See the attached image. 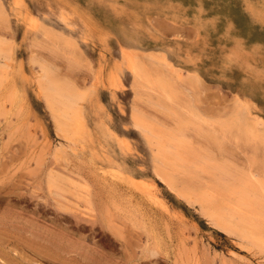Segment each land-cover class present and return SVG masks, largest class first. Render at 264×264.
I'll return each mask as SVG.
<instances>
[{
  "label": "rangeland",
  "instance_id": "374dc122",
  "mask_svg": "<svg viewBox=\"0 0 264 264\" xmlns=\"http://www.w3.org/2000/svg\"><path fill=\"white\" fill-rule=\"evenodd\" d=\"M107 1L0 0V47L9 51L0 83V264H264V205L251 194L253 182L264 188V0ZM123 52L176 98L164 103L153 86L134 82ZM40 67L84 93L80 133L56 131L37 93ZM132 112L160 131L170 182L154 174L158 152ZM170 141L187 154L174 169ZM222 183L248 187L249 209ZM211 206L229 231L208 216Z\"/></svg>",
  "mask_w": 264,
  "mask_h": 264
},
{
  "label": "bare ground",
  "instance_id": "6f19581e",
  "mask_svg": "<svg viewBox=\"0 0 264 264\" xmlns=\"http://www.w3.org/2000/svg\"><path fill=\"white\" fill-rule=\"evenodd\" d=\"M46 1L47 0H45V3H46ZM58 1V0H57ZM109 1H111V0H108L107 1V3H110ZM122 1V0H121ZM163 1V0H162ZM165 2L167 1V0H164ZM35 2V1H34ZM37 2V1H36ZM41 2V1H40ZM48 2H50V0H48ZM53 2V1H52ZM56 2V1H55ZM105 2H106V0H105ZM113 2H116V1H113ZM153 2H155V1H153ZM159 2V1H158ZM30 3V2H29ZM39 3V2H38ZM42 3V2H41ZM59 3V2H58ZM104 3V2H103ZM126 3V2H125ZM124 3V4H125ZM152 3V2H151ZM156 3V2H155ZM154 3V4H155ZM164 3V2H163ZM163 3H162V6H161V8H163L164 7V5H163ZM168 3V2H167ZM171 3V2H170ZM169 3V4H170ZM23 4H25L24 2H23ZM43 4V3H42ZM41 4V5H42ZM47 4V3H46ZM119 4V3H118ZM117 4V5H118ZM127 4V3H126ZM129 4V3H128ZM154 4H151L152 5V7H154L155 5ZM159 4H161V3H159ZM165 4V3H164ZM169 4H168V6H169ZM176 4H177V2H176ZM19 5L20 6H22L20 3H19ZM50 5H52V3H50ZM58 5V4H57ZM107 5V4H106ZM120 6H121V4H119ZM132 5V4H131ZM145 5V4H144ZM148 5V4H147ZM157 5H158V3H157ZM182 5V4H181ZM19 6V7H20ZM25 7H26V5H24ZM45 6V5H44ZM49 6V5H48ZM63 6V5H62ZM108 6V5H107ZM110 6V5H109ZM127 6V5H126ZM150 6V5H149ZM148 6V7H149ZM166 6H167V4H166ZM180 6V5H179ZM249 6V5H248ZM42 7V6H41ZM52 7V6H51ZM60 7V6H59ZM64 7V6H63ZM62 7V8H63ZM124 7V6H123ZM129 7H130V5H129ZM49 9H50V6L48 7ZM112 8V7H111ZM156 8V7H155ZM167 8V7H166ZM166 8H164V9H166ZM173 8V7H172ZM177 8V7H176ZM19 9H22V8H19ZM18 9V10H19ZM27 9V8H26ZM65 10H66V7L64 8ZM69 9V8H68ZM113 10L114 9H116V8H112ZM121 9V8H120ZM133 9V8H132ZM157 9V8H156ZM160 9V8H159ZM245 9H246V6H245ZM50 10H52V9H50ZM64 10V11H65ZM122 10V9H121ZM124 10V9H123ZM126 10V9H125ZM128 10L129 9H127V11L126 12H128ZM175 10V9H174ZM248 10H249V8H248ZM68 11V10H67ZM136 11V10H135ZM147 11V9L145 8V12ZM165 11V10H164ZM183 11V10H182ZM245 11V10H244ZM247 11V10H246ZM245 11V12H246ZM72 13H74L73 11H71ZM119 12V11H118ZM122 12V11H121ZM120 12V13H121ZM134 12V11H133ZM132 12V13H133ZM137 12V11H136ZM135 12V13H136ZM139 12V11H138ZM143 12H144V9H143ZM180 12V11H179ZM250 12V11H249ZM258 12V11H257ZM41 13V12H40ZM65 13H66V11H65ZM70 13V12H69ZM71 13V14H72ZM131 13V12H130ZM129 12H128V14H130ZM166 13V12H165ZM165 13H163V14H165ZM182 13V12H181ZM196 13H197V11H196ZM251 13H253L252 11H251ZM28 14V13H27ZM70 14V15H71ZM128 14H126L127 16H128ZM167 14V13H166ZM171 14H172V12H171ZM177 14V13H176ZM199 14V13H198ZM44 15V14H43ZM121 15V14H120ZM123 15V14H122ZM125 14H124V16H126ZM135 15V14H134ZM137 15V14H136ZM255 15V14H254ZM63 16V15H62ZM65 17H67V15H64ZM64 16H63V18H64ZM117 16V15H116ZM167 16V15H166ZM23 17V16H22ZM71 17V16H70ZM70 17L68 18V19H70ZM21 18V17H20ZM113 18V17H112ZM177 18V17H176ZM181 18V17H180ZM195 18V17H194ZM197 18V17H196ZM256 18V17H255ZM65 19V18H64ZM68 19H65V20H68ZM124 19H126V18H124ZM254 19V18H253ZM71 20V19H70ZM75 20H76V18H75ZM107 20V19H106ZM116 20V19H115ZM119 20H121V19H119ZM118 20V21H119ZM141 20V19H140ZM77 21V20H76ZM118 21H117V24H118ZM127 21V20H126ZM141 21H143V19L141 20ZM141 21L139 22V23H141ZM179 21V20H178ZM194 21V20H193ZM202 21H204V20H202ZM209 21V20H208ZM256 21V20H255ZM72 22V21H71ZM73 22H75V21H73ZM113 22V21H112ZM124 22H125V20H124ZM144 22V21H143ZM201 22V21H200ZM76 23V22H75ZM121 23H123V22H121ZM181 23V22H180ZM202 23V22H201ZM77 24V23H76ZM111 24V23H110ZM126 24V23H125ZM124 25V24H123ZM127 25V24H126ZM193 25H194V23H193ZM199 25H201V24H199ZM198 24L196 25V26H199ZM203 25V24H202ZM207 25V24H206ZM227 25V24H226ZM89 26V25H88ZM109 26V25H108ZM115 26V25H114ZM208 26V25H207ZM110 27V26H109ZM179 27V26H178ZM202 27V26H201ZM201 27H199V28H201ZM213 27V29H214V26H212ZM82 28V27H81ZM85 28V27H84ZM88 28V27H87ZM112 28V27H111ZM111 28H109V30L111 29ZM177 28V27H176ZM97 29V28H96ZM203 29V28H202ZM205 29H206V27H205ZM204 29V30H205ZM231 29V28H230ZM81 30H83V29H81ZM112 30H113V28H112ZM178 30H180V29H178ZM207 30V29H206ZM89 31H91V30H89ZM96 31V30H95ZM88 32V31H87ZM110 32V31H109ZM175 32H177V31H175ZM203 32V31H202ZM224 32V31H223ZM226 32V31H225ZM113 33V32H112ZM143 33V32H142ZM178 33H180V32H178ZM205 33H207V32H205ZM89 34V33H88ZM200 34V33H199ZM198 34V35H199ZM223 34H225V33H223ZM82 35H83V31H82ZM86 35V34H85ZM229 35V34H228ZM205 36H206V34H205ZM225 36L226 35H224V39H225ZM51 37V36H50ZM200 37V36H199ZM84 37H82V39H83ZM231 38H232V35H231ZM147 39V38H146ZM235 39V38H234ZM203 40V39H202ZM226 40V39H225ZM84 41V40H83ZM162 41V40H161ZM160 41V42H161ZM229 41V40H228ZM151 42V41H150ZM165 42V41H164ZM163 42V43H164ZM197 42H199V41H197ZM235 42V41H234ZM146 43V42H145ZM158 44H160V43H158ZM162 44V43H161ZM167 44V43H166ZM199 44H200V42H199ZM202 44V43H201ZM236 43H234V45H235ZM88 45V44H87ZM141 45H142V43H141ZM144 45V44H143ZM169 45V44H168ZM197 45V44H196ZM123 46V45H122ZM124 47V46H123ZM123 47H121V48H123ZM198 47V46H197ZM202 47V46H201ZM224 47V46H223ZM222 47V48H223ZM124 48H126V47H124ZM170 48V47H169ZM205 48V47H204ZM203 48V49H204ZM239 48V47H238ZM197 49V48H196ZM227 49V48H226ZM235 49V48H234ZM199 50V49H198ZM202 50V49H201ZM224 50V49H223ZM8 49L7 48H4V47H0V83H1V68H4V63L3 62H6V61H8V59H9V56H8ZM232 52H235V55H236V49H235V51H233V49H232ZM242 52V51H241ZM263 52H264V50H263ZM189 53H190V51H189ZM193 53V52H192ZM231 53V52H230ZM191 54V53H190ZM221 54H222V52H221ZM228 54V53H227ZM247 54V53H246ZM257 54V53H256ZM181 55V54H180ZM195 55V54H194ZM193 55V56H194ZM197 55V54H196ZM223 55V54H222ZM234 55V54H233ZM244 55H245V53H244ZM192 56V57H193ZM200 56V55H199ZM237 56H238V54H237ZM246 56V55H245ZM255 56H258V55H255ZM198 57V56H197ZM220 57H221V55H220ZM222 57H224V56H222ZM227 57V56H226ZM232 57V56H231ZM230 57V58H231ZM240 57V56H239ZM259 57H261L260 55H259ZM123 58H124V61H125V64H126V66L125 67H127V69H128V71H130V73H132L133 74V76H134V82H137V83H141V82H144L145 84H148V85H150V86H153L157 91H158V95H159V98H161V100H163L162 102H164V103H168V102H170V101H173L175 98H176V95H175V92L172 90V88H171V86L168 84V83H166V82H160L159 80H157L156 78H153V76H151V75H149L150 73H151V71L149 72V74H148V71L141 65V63L135 58V55L133 54V53H131V52H123ZM162 58V57H161ZM196 58V57H195ZM249 58V57H248ZM240 60H241V58H239ZM245 59V58H244ZM222 61V60H221ZM237 61V60H236ZM236 61H234V62H236ZM239 61V60H238ZM2 62V63H1ZM163 62V58H162V61L160 62V63H162ZM246 62V61H245ZM258 62V61H257ZM167 63V62H166ZM224 62H222V64H223ZM226 63V62H225ZM241 64H242V62H240ZM247 63V62H246ZM3 64V65H2ZM116 65V63H113V65ZM248 64V63H247ZM114 65V66H115ZM194 65V64H193ZM237 65H239V64H237ZM231 66V65H230ZM229 66V67H230ZM236 66V65H235ZM240 66V65H239ZM244 66H245V64H244ZM249 66H251L250 64H249ZM259 66V65H258ZM196 67V66H195ZM198 67V66H197ZM225 67H227V66H225ZM232 67V66H231ZM251 67H253V66H251ZM233 68V67H232ZM245 68V67H244ZM247 68V67H246ZM264 68V67H263ZM262 68V69H263ZM240 69V68H239ZM247 69H250V68H247ZM198 70V69H197ZM200 70V69H199ZM231 70V69H230ZM245 71V70H244ZM247 71V70H246ZM258 71H261L260 69L258 70ZM257 71V72H258ZM244 73V72H243ZM264 73V72H263ZM262 73V74H263ZM254 74H257V73H254ZM259 74V73H258ZM264 75V74H263ZM263 75H261V73H260V75H258V76H263ZM36 77V76H35ZM264 77V76H263ZM246 78H247V76H246ZM253 79V77H249L248 79ZM4 79V78H3ZM260 79V78H259ZM36 81V80H35ZM54 82V81H53ZM51 80H49L48 79V75H47V73L45 72V70L42 68V67H40L39 68V70H38V72H37V88H38V92L37 93H39L40 95L39 96H41V99L42 100H44V102H45V104H46V106L48 107V109L50 110V112H51V114H52V116H53V120H54V124H55V127H56V131H58L60 134H62L64 137L65 136H67V133H69V132H71L72 134H78V133H80V129L82 128V101H84V93L83 94H80V93H74V92H71L70 90H67V89H64L63 87H61V86H59V84L58 85H56L55 83H53ZM264 82V81H263ZM38 95V94H37ZM110 95H111V93H110ZM92 96H93V94H92ZM92 96H90V97H92ZM95 96H97V94L95 95ZM112 97V96H111ZM94 98V97H93ZM113 99V98H112ZM88 100H89V98H88ZM95 100H96V98H95ZM113 101V100H112ZM116 101V100H115ZM85 102V101H84ZM89 102V101H88ZM97 102V101H96ZM88 105V104H87ZM86 107V106H85ZM90 107H91V105H90ZM95 108H96V106H94ZM87 108H88V106H87ZM90 110H88L87 112H89ZM94 111H96V110H94ZM87 112H85V114L87 113ZM103 113H104V111H103ZM88 115V114H87ZM104 115H105V113H104ZM103 115V116H104ZM89 116V115H88ZM93 116V115H92ZM87 117V116H86ZM98 117H100L99 115H98ZM96 118V117H95ZM110 118V117H109ZM86 119V118H85ZM100 119V118H99ZM89 120H90V118H89ZM110 120V119H109ZM132 120H133V127H135L136 129H138L139 131H140V133L146 138V140L151 144V145H154L155 147H156V150H157V152H158V160L156 161V163H157V167H156V169H155V172H154V174L159 178V179H161V180H163L164 182H170V178H169V175H167V173L164 171V168L166 167V165L165 164H168L167 163V155H165L166 153V149H165V145L164 144H162V140H161V135H160V131L159 130H157V129H155V127L154 126H152V125H150V124H148V123H146L144 120H142V118L141 117H139V116H137L134 112H132ZM107 121V120H106ZM101 122V121H100ZM110 122V121H109ZM97 123V122H96ZM87 124V123H86ZM90 124V123H89ZM91 125H92V123H91ZM103 125V124H102ZM110 125V124H109ZM246 125V124H245ZM97 127V126H96ZM234 127V126H233ZM109 128V127H108ZM111 128V127H110ZM256 129V128H255ZM108 130V129H107ZM229 130V129H228ZM98 131V130H97ZM235 131V130H234ZM237 132V131H236ZM249 131H247L246 133H248ZM258 132V131H257ZM100 133V132H99ZM251 133V132H250ZM95 135H96V133H95ZM99 135V134H98ZM116 135V134H115ZM151 137H153L154 139H155V141H154V139H152ZM248 137V136H247ZM259 137V136H258ZM92 138V137H91ZM255 138H257V137H255ZM97 140V139H96ZM86 141V140H85ZM92 141V140H91ZM256 141V140H255ZM260 141V140H259ZM81 142V141H80ZM108 142V141H107ZM171 142V141H170ZM129 143V142H128ZM91 145V144H90ZM169 145H170V147H171V149H173L174 151L172 152V153H170L169 155H171L172 156V160L171 159H169V165L170 166H172V168L174 169L175 168V162H176V160H175V158L177 159V158H180L181 160H183L184 162H186V159H187V154H183L182 153V155L180 156L179 155V151H180V147H179V144L178 143H176V142H171V143H169ZM91 146H93V145H91ZM91 148H93V147H91ZM89 150V149H88ZM93 150V149H92ZM128 150V149H127ZM91 151V150H90ZM96 151V150H95ZM115 153V152H114ZM100 157H102V156H100ZM104 160V159H103ZM114 161V160H113ZM117 161V160H116ZM111 163V162H110ZM115 163V162H114ZM117 163V162H116ZM189 163H191V162H189ZM109 164V163H108ZM112 164V163H111ZM115 165V164H114ZM113 167V166H112ZM200 167V166H199ZM203 167H204V165H203ZM112 169V168H111ZM118 171V170H117ZM119 171H120V169H119ZM121 172V171H120ZM210 172H212V171H210ZM117 173V172H116ZM118 174V173H117ZM122 174H123V172H122ZM126 174V173H125ZM128 175V174H127ZM234 178V177H233ZM131 179V181L132 182H134V183H136V179H133V178H130ZM231 180V179H230ZM232 181V180H231ZM230 181V182H231ZM235 181V180H234ZM233 181V182H234ZM247 181H248V179H247ZM246 181V183H248ZM140 182L141 183H143V181L142 180H140ZM145 182V181H144ZM149 183V182H148ZM146 184H147V182H146ZM226 184V183H225ZM225 184L224 183H222V185H220L219 187H222V190L224 191V192H222V193H225V191L226 192H229L230 193V197H234V198H237L236 199V201H238V204L239 205H241L242 207H245L246 209L248 208L247 207V203L245 202V201H247V194H248V191H247V188L248 187H236V185H233V184H231L230 186H225ZM235 184V183H234ZM253 184H254V182H253ZM252 184V190H251V194L253 195V198H252V201L253 200H255V202L254 203H256V201H257V203H260V206H263L264 205V201H263V197H260V196H262V195H264V188H263V186L261 185V183H259V184H254L253 185ZM150 185H151V183H150ZM148 186V185H147ZM256 186V187H255ZM137 187V186H136ZM150 187V186H149ZM218 187V186H217ZM242 188H244V191L243 190H241ZM185 193V192H184ZM216 193V192H215ZM228 196V195H227ZM245 205V206H244ZM214 206V205H213ZM213 206H211L210 207V210L209 211H207V214H208V216L211 218V219H213V220H215V223H217V225L219 226V227H221L224 231H229L228 229H230L231 227H229L227 224H228V222L226 223L223 219H220L219 218V216H217V213H216V210L214 211L213 210ZM252 207V206H251ZM253 208L254 207H252V211H253ZM249 209V208H248ZM254 210H256V209H254ZM232 212V211H231ZM248 212V211H247ZM257 212V211H256ZM246 213V212H245ZM234 214V213H233ZM241 214V213H240ZM248 214V213H247ZM246 215V214H245ZM244 215V216H245ZM239 216H242V215H239ZM243 216V217H244ZM248 216V215H247ZM234 217V216H233ZM242 217V218H243ZM231 218V217H230ZM234 218H236V217H234ZM245 219V218H244ZM262 219V218H261ZM236 220H238L237 218H236ZM241 220H243V219H241ZM240 220V221H241ZM234 221V220H233ZM245 221H246V219H245ZM244 221V222H245ZM247 221L249 222V219H247ZM264 221V220H263ZM238 222V221H237ZM261 223H263V222H261ZM237 224H239V223H237ZM242 224V223H241ZM233 230V229H232ZM237 230V229H236ZM241 237H242V235H240ZM245 238L246 239H248L251 243H257L258 241H259V238H258V236H256V235H253V234H251L250 232L248 233V232H245ZM258 244V243H257ZM260 244V243H259Z\"/></svg>",
  "mask_w": 264,
  "mask_h": 264
}]
</instances>
